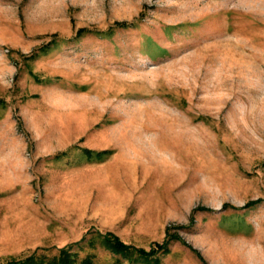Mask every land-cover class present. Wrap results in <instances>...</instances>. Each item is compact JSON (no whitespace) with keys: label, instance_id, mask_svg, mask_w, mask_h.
<instances>
[{"label":"rangeland","instance_id":"374dc122","mask_svg":"<svg viewBox=\"0 0 264 264\" xmlns=\"http://www.w3.org/2000/svg\"><path fill=\"white\" fill-rule=\"evenodd\" d=\"M169 227L157 264H264V0H0V260Z\"/></svg>","mask_w":264,"mask_h":264},{"label":"trees","instance_id":"16d2710c","mask_svg":"<svg viewBox=\"0 0 264 264\" xmlns=\"http://www.w3.org/2000/svg\"><path fill=\"white\" fill-rule=\"evenodd\" d=\"M118 26H126V22H116ZM87 29H79L77 34H81ZM43 49V48H42ZM84 151L91 155L94 151L91 149H84ZM110 150L105 149L97 151L95 154L97 157L101 158L103 154L109 153ZM260 200H250L246 202L243 208H249L253 205H256ZM203 209V208H201ZM182 228L183 226H176L174 228ZM172 228H167L165 237L162 241H155L151 244L149 249L143 247H136L132 244L126 243L123 241L117 234L113 232H105L98 234V244L104 249L110 251L114 255H118L122 258H125L129 263L133 262H143L148 261L153 264H157L159 261V253H165L168 251V245L171 242H179L184 246L190 248L195 252L199 257L200 254L197 250L193 249L183 237L176 231H171ZM80 241L69 243L62 247H57L54 252H51L50 249L38 248L34 249L30 254H27L22 257H15L6 260H0V264H94L93 256L91 254H86L83 257L78 256V251H73L72 246L74 244L79 245ZM90 247H95V239H90Z\"/></svg>","mask_w":264,"mask_h":264}]
</instances>
